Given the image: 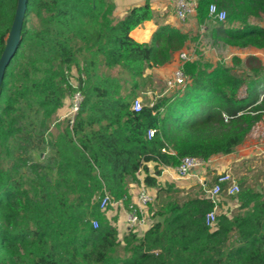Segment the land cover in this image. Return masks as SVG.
Instances as JSON below:
<instances>
[{
	"label": "trees",
	"instance_id": "obj_1",
	"mask_svg": "<svg viewBox=\"0 0 264 264\" xmlns=\"http://www.w3.org/2000/svg\"><path fill=\"white\" fill-rule=\"evenodd\" d=\"M198 2V24L214 22V36L264 48V0ZM212 4L227 10L224 21L210 16ZM16 8L17 0H0V56ZM114 10V0L28 2L22 42L0 90V155L11 160L0 165V264H264V188L246 180L235 195L240 211L221 213L214 230L206 224L214 204L204 193L149 207L159 220L143 236L132 229L121 237L101 209L106 192L128 205L141 172L147 186L160 187L163 168L186 156L232 153L264 114L263 67L243 77L199 59L184 64L191 78L184 89L134 111L147 70L170 63L190 37L161 24L149 42H139L131 32L153 19L151 5L135 6L122 19ZM73 67L77 87L68 79ZM243 85L246 95L239 96ZM77 90L78 112L50 142L52 164H29L23 142L37 129L29 108L48 127ZM22 123L31 135H21Z\"/></svg>",
	"mask_w": 264,
	"mask_h": 264
},
{
	"label": "rangeland",
	"instance_id": "obj_2",
	"mask_svg": "<svg viewBox=\"0 0 264 264\" xmlns=\"http://www.w3.org/2000/svg\"><path fill=\"white\" fill-rule=\"evenodd\" d=\"M37 22L38 19H35L34 24H37ZM259 23L264 24V17ZM213 25L214 22H211L210 28L207 31L203 27L200 28V25L198 24L191 26L189 33L190 43H187L183 49L192 51L195 59H199L203 63H212L214 65L222 63L230 67L234 73L240 74L243 77H247L248 74L252 72V67L254 66L264 68V49H256L253 47L242 48L228 45L218 33L215 34L216 37L213 35ZM254 59H258V61ZM112 73L115 74L116 70H113ZM78 76L77 67H73L69 70L68 79L72 86L76 87L78 85ZM145 77L149 78L151 76L147 75ZM164 91L165 79L162 78L157 81L151 77L148 80L143 81L139 97L143 99L144 104H147L152 100H156V95L161 96L174 92L169 91L164 93ZM245 95L246 85H243L239 90V96ZM73 96L74 94L65 97L62 105L48 121V127L42 126L40 124L39 115L37 116L34 109L29 108L28 122L32 121L37 126L36 131L33 133L31 127H27L25 123H22L21 135L24 136L25 133L31 135V132L33 133L32 136L26 138V142H23V145H26L28 148V152L23 153V158L28 159L29 164L34 162L46 165L52 164L51 159L53 151L50 142L54 141L56 135L63 129L67 121L71 118L73 119V115L70 113ZM263 99L264 92L261 95V100ZM262 105L264 106V103ZM39 131L43 132L42 139L37 137ZM0 157L1 166L5 167L11 164V160L5 158L3 153ZM221 161H223L222 163L224 166L222 165L220 168L225 169V165H228L229 171L233 173L239 183L246 180L248 184L255 186L259 190L264 188V176L262 174L264 172V114L263 118L256 123L244 142L236 147L235 150L230 153L228 158H221ZM19 164H21V162ZM23 169H28V166L25 165ZM55 171L56 170L52 172L53 177L56 175ZM161 185L163 187L162 190H160L157 195L155 193V199L150 205H148V207L156 209L166 201L175 198L183 201L189 196L197 195L200 191L199 189L190 191L187 189L181 190L175 188V185L171 182H161ZM239 211V203L236 197L225 196L220 204V213H226L229 216H232Z\"/></svg>",
	"mask_w": 264,
	"mask_h": 264
},
{
	"label": "built area",
	"instance_id": "obj_3",
	"mask_svg": "<svg viewBox=\"0 0 264 264\" xmlns=\"http://www.w3.org/2000/svg\"><path fill=\"white\" fill-rule=\"evenodd\" d=\"M198 0H175V12L176 16L181 21H187L192 16L197 15L198 9ZM210 16L212 18L224 21L227 18V11L225 9H219L216 4H212L209 10ZM195 60L194 53L190 50H182L179 52L178 64L172 71V73L165 79V91L182 90L190 82L191 78L184 71V64L187 61ZM78 86V85H77ZM76 86V87H77ZM159 95H156V98ZM83 100L82 93L77 90L74 93L73 99L71 101V111L73 117L78 112L81 102ZM144 102L141 97L134 99L132 103V109L136 112H139L144 107ZM150 105H154V100L150 102ZM155 129L149 130V138L154 136ZM218 162L217 159L209 158L203 159L196 156H186L182 158L179 165L172 167L174 173L178 178L195 180L201 185L204 186V197L211 200L214 204V207L211 211L206 214V224L212 229H216L218 226V217L220 213V204L225 196H235L240 192L241 186L238 180L235 178L233 173L229 171L227 166L225 169L216 168V180L211 186H207L204 173L212 165ZM154 187L147 186L143 181L140 182L137 197L135 201H131L128 205L125 206V201L115 200L109 193H105L101 200L100 207L102 210L107 211L111 207H125L126 208V222L129 225L130 229L138 226L140 223L145 221L144 209L154 201L155 199V190H152ZM93 225L98 227L99 222L93 220Z\"/></svg>",
	"mask_w": 264,
	"mask_h": 264
},
{
	"label": "crops",
	"instance_id": "obj_4",
	"mask_svg": "<svg viewBox=\"0 0 264 264\" xmlns=\"http://www.w3.org/2000/svg\"><path fill=\"white\" fill-rule=\"evenodd\" d=\"M115 2V10H114V16L117 19H122L128 11L135 7L144 5L145 3H149L153 10V19L150 21H147L144 25L137 27L131 32V36L136 39L139 42H149L152 38L153 33L155 30L159 27L161 24H171L185 33H190L191 26H195L198 24L197 16H192L187 21H181L176 16V5L175 0H114ZM212 21H208L204 25H200V28L203 27L206 31L209 30L210 24ZM264 26V24H261ZM214 26V25H213ZM214 28V27H213ZM187 43H190L188 41ZM257 49V48H256ZM264 49V48H263ZM188 50V49H183ZM180 52V51H179ZM179 52L175 53L173 56V59L170 63L155 67L152 69L147 70L145 76H151L155 80H160L162 78L166 79L174 70L176 65L178 64L179 60ZM168 74V75H166ZM150 77V78H151ZM230 154H218L213 156L212 158L217 159L218 162L211 167H209L204 173L205 181L207 186H211L215 180H216V168L221 169L223 165V161H221V158L225 157L228 158ZM149 166L152 168L153 164L150 163ZM224 166V165H223ZM228 165H225L227 167ZM212 171V172H211ZM144 175L141 172L139 174V180L140 182L143 181ZM159 181L161 182H171L173 185H175V188L181 189V190H194L199 189L200 191L198 194L204 193V186L198 183L195 180H188V179H181L178 178L177 175L174 173V170L170 166H166L163 168L162 174L159 176ZM139 183H132L130 186V196L131 201H135L137 197V191L139 187ZM164 185V183H163ZM162 187H154L152 190H155V193L159 192V189ZM163 188V187H162ZM197 194V195H198ZM125 202V206H126ZM153 213L149 211V207L144 209V219L142 223H140L138 226L134 227L133 229L138 232L139 236H143L150 228L151 226L159 220V218H155L152 215ZM107 218L113 223L116 224L119 228V232L121 237L126 235L129 231L132 229L129 228V225H127L126 222V208L125 207H111L106 212Z\"/></svg>",
	"mask_w": 264,
	"mask_h": 264
},
{
	"label": "water",
	"instance_id": "obj_5",
	"mask_svg": "<svg viewBox=\"0 0 264 264\" xmlns=\"http://www.w3.org/2000/svg\"><path fill=\"white\" fill-rule=\"evenodd\" d=\"M28 2L29 0H17V8L14 20L6 39L5 48L0 56V90L4 80L6 69L16 55L22 42V30L26 12L28 9Z\"/></svg>",
	"mask_w": 264,
	"mask_h": 264
}]
</instances>
